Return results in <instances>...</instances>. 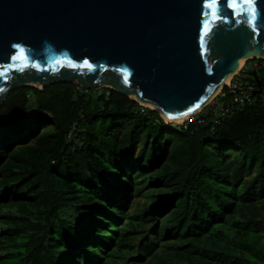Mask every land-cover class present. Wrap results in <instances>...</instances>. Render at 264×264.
Listing matches in <instances>:
<instances>
[{"label":"trees","instance_id":"1","mask_svg":"<svg viewBox=\"0 0 264 264\" xmlns=\"http://www.w3.org/2000/svg\"><path fill=\"white\" fill-rule=\"evenodd\" d=\"M141 107L75 83L7 97L0 264H264V99L213 129Z\"/></svg>","mask_w":264,"mask_h":264},{"label":"water","instance_id":"2","mask_svg":"<svg viewBox=\"0 0 264 264\" xmlns=\"http://www.w3.org/2000/svg\"><path fill=\"white\" fill-rule=\"evenodd\" d=\"M259 56L264 0H0V111L16 89L75 83L179 117Z\"/></svg>","mask_w":264,"mask_h":264},{"label":"built area","instance_id":"3","mask_svg":"<svg viewBox=\"0 0 264 264\" xmlns=\"http://www.w3.org/2000/svg\"><path fill=\"white\" fill-rule=\"evenodd\" d=\"M264 96V58H249L230 77L226 84L220 88L212 100L201 110L189 113L182 122H168L162 114L165 126L172 129L185 130L191 124L214 128L221 118L234 115L248 104H254ZM138 102V101H137ZM141 112L146 108L154 107L150 104L139 102ZM49 115L48 112H44Z\"/></svg>","mask_w":264,"mask_h":264},{"label":"bare ground","instance_id":"4","mask_svg":"<svg viewBox=\"0 0 264 264\" xmlns=\"http://www.w3.org/2000/svg\"><path fill=\"white\" fill-rule=\"evenodd\" d=\"M259 57H264V56H259ZM246 59H247V58H245V59L243 60V62H242V64L240 65V67L243 65V63L246 61ZM240 67H239V68H240ZM38 87H42V86H41V85H38ZM219 90H220V89H218V90L216 91L215 94H217V92H219ZM215 94H214L213 96H211V97L206 101V103H205L203 106H205L206 104H208V103L212 100V98L215 96ZM131 96L134 97L133 95H131ZM203 106H202L201 108L197 109L195 112L201 110V109L203 108ZM193 113H194V112H193ZM189 115H190V114L182 115V116L175 117V118H169V117L165 116V118H166V120H167L168 122H170V121H171V122H182V121H184Z\"/></svg>","mask_w":264,"mask_h":264},{"label":"snow or ice","instance_id":"5","mask_svg":"<svg viewBox=\"0 0 264 264\" xmlns=\"http://www.w3.org/2000/svg\"><path fill=\"white\" fill-rule=\"evenodd\" d=\"M205 27L207 28V25ZM21 51H23V49H21ZM73 66L75 67V65H73ZM85 66L91 67V65H88L87 62H85ZM124 79H125V81H127L128 76L125 75ZM0 91H2V89H0ZM196 107H199V105H196ZM191 111H194V109H189V112H191ZM184 115H187V113H184ZM169 118H175V117H169Z\"/></svg>","mask_w":264,"mask_h":264},{"label":"rangeland","instance_id":"6","mask_svg":"<svg viewBox=\"0 0 264 264\" xmlns=\"http://www.w3.org/2000/svg\"><path fill=\"white\" fill-rule=\"evenodd\" d=\"M104 89V88H103ZM100 90H102V89H100ZM92 91H94L95 93H97V91L98 90H92ZM30 94H32V92H30ZM263 99H264V96L262 97ZM47 122V121H46ZM43 126V129L44 128H48V126H49V124H44V125H42Z\"/></svg>","mask_w":264,"mask_h":264}]
</instances>
